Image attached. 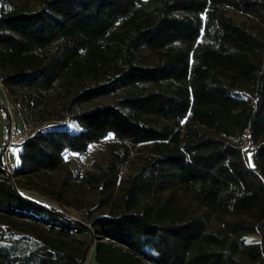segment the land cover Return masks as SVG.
Returning a JSON list of instances; mask_svg holds the SVG:
<instances>
[{"label": "trees", "instance_id": "16d2710c", "mask_svg": "<svg viewBox=\"0 0 264 264\" xmlns=\"http://www.w3.org/2000/svg\"><path fill=\"white\" fill-rule=\"evenodd\" d=\"M0 81V264H264V0H0Z\"/></svg>", "mask_w": 264, "mask_h": 264}, {"label": "rangeland", "instance_id": "374dc122", "mask_svg": "<svg viewBox=\"0 0 264 264\" xmlns=\"http://www.w3.org/2000/svg\"><path fill=\"white\" fill-rule=\"evenodd\" d=\"M0 101L1 102L4 101V92H3L1 84H0ZM109 102H112V99H101V100H98L92 104L85 106V108L89 109L92 107H96L97 105L106 104ZM43 110H45V111H42V112H44L47 116V113H49V109L45 108ZM46 119H48V118H46ZM67 119H68V117H67ZM19 121H20L19 125H18L19 129L23 130L24 125H23L21 117H20ZM37 121H38L37 116L32 117V119H31V125L32 126L28 127L30 130L29 137L33 134L34 128L37 129L42 124H46V123H42L39 125L36 123ZM9 123H10V121H9L8 115L0 110V149L3 150L2 156H3L4 162L6 163V166H8L10 169H15V168L19 167L21 164L20 148L17 146H14L8 151V153L4 154V151L6 149V144L4 145V137L6 135ZM47 123H49V125H51V124L58 125V123L54 122V121L47 122ZM73 128H75V130H76V128H78V126H76L74 124ZM112 140L113 139L111 137L102 143L92 145L89 148L88 152L85 154H78V153L68 151L65 154V158L70 161L72 169L74 170L75 173L82 174L90 168V166L92 165V163L96 159H100L104 154H106V145H107L106 143L108 141H112ZM123 172L126 173L127 169L124 168ZM38 180H39L38 178H35L33 181H38ZM26 184H27V189L25 191L26 194L33 196L34 198L38 199L39 201L49 203L47 200L43 199L38 193H36L34 190H32V186L29 183H26ZM58 208L60 210H62L71 220L84 223L83 217L80 215L79 212L75 211L73 208L59 207V206H58ZM251 241H259L258 236L251 237ZM86 264H96L94 261L93 251H91V253L89 254V257L86 261Z\"/></svg>", "mask_w": 264, "mask_h": 264}, {"label": "built area", "instance_id": "2783aa9c", "mask_svg": "<svg viewBox=\"0 0 264 264\" xmlns=\"http://www.w3.org/2000/svg\"><path fill=\"white\" fill-rule=\"evenodd\" d=\"M0 84L4 92V101L0 106V110L8 115L10 121L8 125L6 149L4 151V154H6L12 147L24 144L29 138L30 130L27 126H24L23 130L19 129L20 114L17 112V104L1 81ZM7 168L10 172V168L8 166Z\"/></svg>", "mask_w": 264, "mask_h": 264}, {"label": "crops", "instance_id": "0c3cea01", "mask_svg": "<svg viewBox=\"0 0 264 264\" xmlns=\"http://www.w3.org/2000/svg\"><path fill=\"white\" fill-rule=\"evenodd\" d=\"M7 137H8V129H7L6 135H5V137H4V145L6 144V139H7ZM1 150H2V149H1Z\"/></svg>", "mask_w": 264, "mask_h": 264}]
</instances>
